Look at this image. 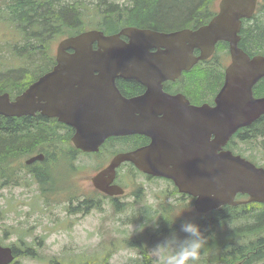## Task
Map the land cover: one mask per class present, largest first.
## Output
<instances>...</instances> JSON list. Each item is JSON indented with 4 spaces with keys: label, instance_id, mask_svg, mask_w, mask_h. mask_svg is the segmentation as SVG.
I'll return each mask as SVG.
<instances>
[{
    "label": "water",
    "instance_id": "obj_1",
    "mask_svg": "<svg viewBox=\"0 0 264 264\" xmlns=\"http://www.w3.org/2000/svg\"><path fill=\"white\" fill-rule=\"evenodd\" d=\"M255 5L256 0H223L220 13L197 29L165 32L125 27L112 35L88 30L66 37L57 46L56 65L50 72L14 99L7 92L0 93V115L22 117L41 111L56 116L75 128L72 141L86 152L98 151L113 136L145 133L154 137L152 125L140 121L138 115L149 110L144 97H124L117 78L162 88L165 79L207 59L218 41H227L232 61L216 106L207 112L206 146L180 156L169 148L163 150L153 139L145 147L116 154L92 179L96 188L109 195L124 194L113 183L117 168L131 161L150 175L172 179L180 191L194 196L197 213L227 203L237 205L238 193H247L250 202H264V168L225 149L240 128L264 113V97L256 98L253 93L254 85L264 77V55L251 57L238 45L240 18L249 15L245 9ZM196 49L200 50L198 56L194 55ZM212 133L214 141H210ZM43 157L36 155L26 163ZM14 259L12 247L0 243V264H11Z\"/></svg>",
    "mask_w": 264,
    "mask_h": 264
},
{
    "label": "flooded vegetation",
    "instance_id": "obj_2",
    "mask_svg": "<svg viewBox=\"0 0 264 264\" xmlns=\"http://www.w3.org/2000/svg\"><path fill=\"white\" fill-rule=\"evenodd\" d=\"M40 1L48 2L51 0ZM71 1H74L71 2V4L75 6V2L78 1L82 4L86 3L89 6H92V17L95 24L98 25L100 21L104 20L105 14L103 13H106V2L103 1V8L99 0ZM112 1L114 3V0H107V3L111 4ZM15 2L16 0H0V32H2V36L7 41V44H13L14 42L13 31L15 30V24L17 23V17L14 13ZM222 2L223 0H210L209 8L212 12L201 22V24L193 23L190 27L175 28L169 30V32L183 28L197 29L198 27L207 24L216 14L218 15L220 13ZM127 7H129V3L125 5L121 12L126 10ZM100 10L103 12L102 15L100 14ZM245 12L249 15L240 18L241 29L239 32L240 40L238 45L253 57L255 56V53L250 52L245 48V45L248 43L245 36L249 30L259 27L260 24L264 25V0H256L255 7H249V9H245ZM17 25L22 29V26L18 23ZM129 27L133 26L130 25ZM118 32L119 30L113 33ZM2 36L0 34V38ZM124 38L127 39L126 37ZM195 53L196 54L194 55L196 56L200 54L197 49L195 50ZM9 56L10 53L7 54V57ZM47 60L49 64L46 67L44 65L42 70L35 76V78L33 76V80L27 85L23 84V90L17 92L15 96L21 94L33 82L50 72L56 65L57 55H49L47 56ZM231 61L229 42L220 40L216 44L212 56L207 59L199 60L193 65V67L189 70L182 71V73L175 78L165 79L162 82V88H152L135 79L118 77L116 83L124 97H144V103L149 110L146 113H140L138 115L140 121H145L152 125V130L156 132L154 137L145 133H137L128 136H113L105 140L98 151L86 152L76 147L72 142L75 128L64 121L59 120L56 116H49L38 111L35 114L14 117L15 119H23L29 116L33 119L35 118L36 122L39 124L42 123L54 130L56 138L63 140V146L62 148L60 144L55 146L49 141L44 147L37 150V152H33L26 157L13 161L11 166L13 168V173L16 175V178L14 179L16 182L12 183V185L17 186L18 188L22 187L24 191L31 190L34 185H37L41 201L45 205V212L51 214V207L53 205L58 206L67 215V218L64 219L65 221L68 220V223L66 221L68 228H72L78 220V218L71 220L70 217L72 215L86 217L92 214L93 211L100 210V212L103 213V221L106 230V204L108 207L112 208V210L127 205L126 208H130V211H133L129 215H133V221L138 222L140 225L154 221L152 218L156 215L157 211L153 206L154 203L159 202L165 206L169 204V200H173L172 196H178L181 200L180 202L176 200L177 203H175L178 205H182L183 203L188 211L192 205L195 209L196 198L188 193L180 191L179 187L172 179L164 176L150 175L138 169L131 161H125L117 168L116 179L113 183L124 189V194L122 195H107L106 192L96 188L92 177L98 172L104 170L116 154L145 147L152 143L153 139L163 148V150L166 151L169 148L172 153L176 151L180 156H183L188 151L191 153L201 151L202 145L204 144L206 146L207 112L208 109L216 106V98L224 84L225 72ZM13 69L14 66L6 69V71H0V73L8 72ZM192 70H195L200 74L211 73L215 75L216 80L210 91L207 92L206 90L191 88L192 86L190 85V82L192 80L188 73ZM263 79L264 78H261L254 87L253 92L256 98L264 97V92L259 93V84ZM131 81L139 84L140 88L138 90L133 89L130 87L131 85L126 83ZM76 97L81 98V95ZM263 117L264 114L253 123L240 128L231 137L225 146V149L232 151L234 154L241 155L246 159L252 160L264 167V164L261 162V160L264 161V144L261 142L263 141V138L244 141L238 137L242 130L259 122ZM124 138L131 139L125 140ZM215 139V133L210 134V141H214ZM109 140H112L110 143V150H113V156L111 155L112 157L106 158V142ZM128 142L133 143L129 145L127 144ZM61 150H65L68 155L69 159L66 158V161L60 159ZM39 154L44 155L42 160H36L29 164L26 163L29 158ZM79 154L91 157L96 156L98 158L97 166H95L93 171L94 174L85 175L81 179V182L77 180L79 169L76 167V159ZM123 169H128L133 172L135 180L140 179V182L135 183L132 178H126L131 184H134L136 188H140V190L129 188L122 183L121 170ZM155 181L165 185L163 188L165 196L156 195L151 200L153 204L150 202L135 200L136 196L140 193L146 192L145 188L147 191H150L151 189L148 188V185H152V182ZM125 196L129 197L123 198ZM161 197H166L167 199L162 200ZM248 199L249 195L247 193H239L235 198V201L240 202L237 205L224 204L217 209H212L208 212L199 214L197 213V216H194V218H188V220L199 224L201 231L206 236V242L201 249L200 259L202 262L206 264L207 262H210L209 259L213 258L215 261L210 262V264H264V222L257 224L255 218L249 217L256 213L259 215L261 213L264 214V203L255 201L250 202ZM125 211L126 210L123 212ZM165 220H168V217H166ZM185 220L186 219L177 221L183 222ZM22 224L23 223H20L19 226L21 227ZM233 224L236 227L248 225L250 228L243 233L233 228ZM208 227L211 228L210 235H212L209 241L207 236ZM150 233L153 234L154 231ZM27 245L29 246L31 244L27 243ZM11 247L15 255L16 253H19L18 257L23 255L20 246L15 244ZM27 249L29 248H25L23 251L26 252ZM30 249L34 250L33 247ZM149 251L150 248L143 247L139 249V253L143 256V259L141 262L137 263L153 264Z\"/></svg>",
    "mask_w": 264,
    "mask_h": 264
},
{
    "label": "rangeland",
    "instance_id": "obj_3",
    "mask_svg": "<svg viewBox=\"0 0 264 264\" xmlns=\"http://www.w3.org/2000/svg\"><path fill=\"white\" fill-rule=\"evenodd\" d=\"M116 1L114 0V2ZM117 2L125 4L128 3V0H118ZM75 3L80 8L81 2ZM111 4H114L113 1ZM16 25L17 23L13 31V44H7L2 32H0L2 36L0 38V71H6L12 66L15 67V70L17 67H26L27 57L24 56L26 53L23 51L25 48L22 50L19 47L28 40L25 32L22 35L20 27ZM90 26H92V22ZM110 28H113V26L111 25ZM54 36L49 42L51 55L56 54V47L62 39V36ZM9 53L10 56L7 57ZM19 54L21 58L19 56L16 57ZM40 71V69L34 72L26 69L24 78L21 81L27 85L33 80L32 77L34 76L35 78ZM3 81H0V84ZM111 142L112 140L106 142V158L113 156V150H110ZM60 154L62 155H60V159L66 161V158H68L66 151L61 150ZM261 162L264 164V161L261 160ZM97 163L98 158L96 156L91 157L79 154L76 159V167L79 169L77 180L81 182L85 175H93ZM121 174L122 183L129 188L136 187L126 178H132L135 183L140 182V179L135 180L133 172L128 169L121 170ZM13 177H16L14 173ZM164 186L160 182H152V185H148L151 190L147 191L144 187L146 192L140 193L135 200L153 204L151 201L153 197L156 195L165 196ZM136 189L140 190V188ZM127 197L129 196L123 198ZM161 198L162 200L167 199L166 197ZM172 198L173 200H169V204L165 206L159 202L153 205L157 211L152 220L157 219L159 227L160 222L163 223L164 221L168 223L167 226L169 227V223L178 216L172 228L169 227L170 229L164 233L157 232V229L150 225L145 227L143 231H139L138 227L140 224L133 221V215H129L133 211H130V208H126L127 205L112 210L106 204V230L103 213L100 210H95L86 217L72 215L70 217L71 220L76 218L78 220L72 228H68L66 224L68 220L65 221L64 219L67 218V215L58 206L53 205L51 207V214L45 212V205L41 201L37 185H34L31 190L24 191L22 187L18 188L9 184L0 188V241L6 246L15 244L20 246L21 253H24L25 251L23 250L27 247L34 248L33 253L35 255H22L14 264H56L52 260L63 261V263L67 264H140L137 262H141L143 256L140 255L139 249L143 247L150 248L152 263L160 264V261L152 254L151 249L163 242L173 228L183 238L185 233L179 232L182 222L178 221L188 220V218L191 219L197 216L193 205L188 211L183 203L182 205L176 204V200L178 202L181 200L178 196H172ZM124 210L126 211L123 212ZM166 217H168V220H165ZM20 223H23L21 227L19 226ZM152 231H154L153 234L150 233ZM27 243L32 246H28ZM196 264L205 263L200 259Z\"/></svg>",
    "mask_w": 264,
    "mask_h": 264
},
{
    "label": "trees",
    "instance_id": "obj_4",
    "mask_svg": "<svg viewBox=\"0 0 264 264\" xmlns=\"http://www.w3.org/2000/svg\"><path fill=\"white\" fill-rule=\"evenodd\" d=\"M97 1V0H95ZM103 1L106 2V13L104 20L97 25L93 22V17L89 10L92 11V6L86 3L81 4L80 8L72 5L71 0H51L48 2H41L40 0H16L14 5V13L17 17V23L22 26L21 33L25 32L27 42L21 44V48L26 58V67H15L13 70L0 73V92L10 91L19 92L22 89L24 74L27 70H42L49 64L47 56L50 53V39L53 36H65L68 34H75L87 29L92 22L95 29L103 30L105 33L111 34L120 30L125 26H136L140 28H152L158 31H169L175 28L190 27L191 24H201L203 20L212 12L209 8L210 0H128L129 7L123 12L122 9L126 4L107 3V0H99L101 6ZM82 7V9H81ZM113 28H110V26ZM19 29V28H18ZM71 32V33H70ZM54 36V37H55ZM245 38L248 43L245 48L255 54H264V25L253 28L246 33ZM17 52V51H16ZM23 53V54H24ZM20 57L16 55V57ZM21 58V57H20ZM20 66V65H19ZM190 85L192 89L206 90L207 92L214 85L216 80L215 75L211 73L200 74L195 70L188 73ZM13 76V77H11ZM11 77V78H10ZM10 78V79H9ZM131 85L133 89H139L140 86L136 82H126ZM259 93L264 92V79L259 84ZM135 90V91H137ZM37 119V118H36ZM244 141L249 139H262L264 144V117L254 125L247 127L240 132L238 136ZM125 140L131 138H124ZM51 141L53 145L63 146V140H59L55 136L54 130L36 122L35 118L25 117L23 119H15L0 116V188L9 184L15 183L16 177H13L12 163L22 157H26L33 152H37L44 147L47 142ZM128 142L127 144H132ZM118 209V208H117ZM258 213L250 215L255 218L257 224L264 222V214ZM134 220V219H133ZM196 223V222H195ZM167 222H160V227L157 231L165 232L170 229ZM199 225V224H198ZM233 228L245 233L250 227L239 226L233 224ZM211 228H207L208 241L211 239ZM23 238V237H21ZM31 246V245H29ZM23 255H35L34 250L27 247ZM19 253H16L18 258ZM210 262L215 259H209ZM53 263L65 264L63 261L52 260ZM65 262V261H64ZM15 261L11 264H14ZM210 264L209 262H207Z\"/></svg>",
    "mask_w": 264,
    "mask_h": 264
},
{
    "label": "clouds",
    "instance_id": "obj_5",
    "mask_svg": "<svg viewBox=\"0 0 264 264\" xmlns=\"http://www.w3.org/2000/svg\"><path fill=\"white\" fill-rule=\"evenodd\" d=\"M176 218L169 223L170 228L174 225ZM156 221L143 223L139 225L138 230L143 231L149 225L158 229L159 224ZM179 232L185 233V236L181 238L177 230L173 228L163 242L151 249L160 264H196L200 260L201 249L206 242V236L200 226L193 221L185 220L180 224Z\"/></svg>",
    "mask_w": 264,
    "mask_h": 264
}]
</instances>
